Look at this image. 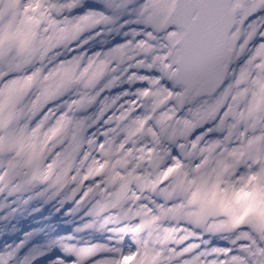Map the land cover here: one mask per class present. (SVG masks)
<instances>
[{
	"label": "snow or ice",
	"instance_id": "1",
	"mask_svg": "<svg viewBox=\"0 0 264 264\" xmlns=\"http://www.w3.org/2000/svg\"><path fill=\"white\" fill-rule=\"evenodd\" d=\"M25 3L36 10V24L45 25L47 30L57 25L54 12L71 10L79 0H31L30 4L25 0ZM107 8L118 12L119 18L128 17L123 19L117 30L128 27L125 35L129 39L106 51L109 56H115L112 61L119 65L118 79L111 80L105 76L97 82L106 65V61L100 60L93 76L87 82H78L75 88L94 85L93 91L100 96L101 89H111L121 81L144 86L134 92L124 91L114 96L112 103L95 120L74 115V111L85 107L75 105L73 109L72 101L71 104L68 101L54 107L46 114L40 113L31 101L29 106H25L23 102L27 96L36 99L32 86L38 73L25 68L35 52L37 32H0V72L5 66L13 69L6 78L0 74V191L23 189L19 182H15L20 174L18 157L21 147L26 139L36 136L45 125L44 134L60 136L62 143L68 146L66 151L79 149L81 139L94 141L96 149L92 163L97 166L96 172H103L101 170H105L107 161V164L115 166V173L123 177L122 169L130 168L132 164L139 169L141 165L151 164L153 158L158 159L165 154L179 160V156L172 155L166 145L183 150V145L175 142L177 136L184 133L174 128L172 122L182 123L185 129L191 128L192 122L185 114L200 118L202 131L196 139L214 138L223 142L221 147L226 146L233 156H248L254 161L244 165L248 173L239 178L238 186L233 185L234 196H239L251 180L264 177V0H120L118 4L108 0ZM93 16L109 18L107 10H89L75 16L76 28L79 29ZM70 20L64 18L63 23ZM131 25L136 27L131 28ZM51 39L49 37V41ZM88 41L86 38L79 42V51ZM40 43L47 42L41 40ZM237 49L240 50L239 55H236ZM81 52L84 55L80 65L83 76L89 71L93 54ZM233 56H236L235 60ZM224 67L230 76L219 71ZM101 81H104L102 86ZM234 84L237 87H233ZM10 90H13L11 94ZM123 97L129 98L122 101ZM97 98L92 97L93 100ZM5 105L9 106L7 112L4 111ZM141 110L144 114L137 115ZM107 113L111 114L104 119ZM37 114L40 119L33 123ZM114 116L118 121H124L127 116L134 125L126 129V136L116 148L118 154L115 159L114 151H106L108 145L113 144L112 140L105 141L107 129L115 128ZM225 117L229 119L226 121ZM49 118L54 124L48 123ZM102 119L105 131L100 128H97L99 131H91ZM21 121L26 123L21 124ZM225 123L229 127L221 131ZM205 125H208L206 129L203 128ZM233 126H238L237 134L242 136V140L228 143L225 138L232 134ZM142 133L147 135L150 143L130 146L136 145L134 137ZM224 167L229 166L224 164ZM10 177L14 182L5 188ZM116 178L113 175L111 180ZM87 180L85 176L86 183ZM80 196H85V193L81 192L76 199ZM243 220V217H236L233 223L242 224ZM158 221L159 217L152 215L151 221L137 224L131 232L146 230ZM89 227L91 225L85 224V228ZM240 231L241 238L230 242L232 247L209 248L210 239H205V235L192 237L179 251L180 256L188 257L183 264H264V243L255 242L253 235H264V221L250 219ZM65 251L75 253L77 264H84L100 248H66ZM105 251L115 255L103 256L95 264H162V252H154L146 243L126 254L119 246H108ZM193 252L197 255L193 256ZM173 258L169 256L168 260ZM0 264H8L7 258L0 257Z\"/></svg>",
	"mask_w": 264,
	"mask_h": 264
},
{
	"label": "clouds",
	"instance_id": "2",
	"mask_svg": "<svg viewBox=\"0 0 264 264\" xmlns=\"http://www.w3.org/2000/svg\"><path fill=\"white\" fill-rule=\"evenodd\" d=\"M0 3L5 9L9 7L4 0H0ZM66 12L67 9L53 13L57 19L55 28L46 30L45 25L40 26L34 42L35 52L25 68L38 75L32 86L36 99L29 95L23 103L29 106L31 101L44 114L69 100L72 105L83 106V97H76L75 85L87 82L96 70L87 76L86 73L81 75L80 65L84 55L79 51V42L84 40V33L98 35L96 29L104 28L111 31L119 21V13L111 11L108 19L93 16L77 29L75 17H71L69 23H63L64 17H69ZM7 19L5 15V23ZM49 37H52L51 41ZM87 39L92 40V35L87 36ZM41 40L47 43L42 45ZM113 59L115 56L107 53L100 58L109 63ZM11 71L13 69L5 66L0 74L6 78ZM116 79L118 77L111 80ZM8 110L9 106L5 105L4 111ZM185 115L192 122L191 128L185 129L182 123L172 122L174 128L184 133L178 135L175 142L183 145V150H178L179 160L165 154L158 159L153 158L151 164L141 165L139 169L132 164L130 168L122 169L123 177L115 173V166L106 167L97 174V166L92 163L96 149L94 141L81 139L79 149L66 151L68 146L62 143L60 136L49 137L44 134L45 125L36 136L24 141L18 157L20 174L15 182H19L23 188L45 185V191L51 190L53 196L63 195L68 201L75 200L77 207L87 208L86 214L92 218L87 223L91 225L89 228L110 231L119 243L127 237L131 243L127 247H120L125 254L146 243L154 252H162V264H183V260L188 257L180 256L179 251L192 237L203 234L209 238L235 242L241 238L240 230L250 219L264 221V204L259 203L264 196L255 194L254 186L250 189L254 195L248 201V207L254 210L244 218L242 224L233 223L234 218L243 214L238 206L240 196L233 195V185L238 186L239 178L248 173L244 165L254 161L248 156H233L226 146L221 147L223 142L214 138L196 139L197 130L202 127L200 118ZM39 119L40 115L37 114L33 123ZM25 123L21 121V124ZM48 123L54 124L51 118ZM108 139L105 138L106 143ZM117 150L113 149V144H109L106 149ZM221 162L229 167L225 168ZM113 175L117 176L115 181L111 180ZM85 176L88 177L87 183ZM10 182H14L11 177L4 187L7 188ZM257 183L264 185V177H260ZM81 192L85 196L76 199ZM152 215H157L165 226L153 223L146 230L131 232V228L137 224L151 221ZM253 235L255 242L264 243V235ZM97 246L100 248L97 254L115 255L105 251L107 244L89 247L96 249ZM188 246L191 247L190 244ZM192 255L196 256L197 253L193 252ZM169 256L174 258L169 261Z\"/></svg>",
	"mask_w": 264,
	"mask_h": 264
},
{
	"label": "bare ground",
	"instance_id": "3",
	"mask_svg": "<svg viewBox=\"0 0 264 264\" xmlns=\"http://www.w3.org/2000/svg\"><path fill=\"white\" fill-rule=\"evenodd\" d=\"M4 2H6L9 5V7L5 9L3 7V3H0V32L21 31L22 33H27V34H31L33 31L38 32L42 24L41 25L36 24L35 22L37 17L36 10L32 7L26 6L25 0H4ZM82 2L83 0H80L79 3L77 4L79 8L75 11H69L66 14L69 17H64V18L70 19L71 17L78 16L80 14H83L91 10L89 9V7L82 5ZM89 2L90 1H88L87 4H89ZM28 3L30 4L31 0H28ZM5 15H7L8 17L7 23L4 22ZM126 18L128 17H121L120 20L122 21L123 19ZM96 31H98V35L93 32H86L83 34L82 37L83 39H86L87 36L92 35L93 39L89 40L88 43L80 49L81 51H85L88 54H93L99 51L98 54H93L90 57V59L92 60V64H91V68H89L88 73H86V76L90 74L93 70H97V65L99 64L100 58L105 55L106 51L109 48L113 47V46L107 47L106 45L110 42H113L118 37L124 36L126 33L124 29L117 30L118 31L117 35H115V33L110 34L109 30L96 29ZM35 39L36 37L34 38V40ZM107 64H109V62L106 61V65ZM105 76H107L109 79L115 77L113 69L104 70L100 78L97 79V82H99V79H103ZM107 77L105 78V80L107 79ZM103 82L104 81H101V85L103 84ZM116 87L117 86H114L113 88ZM117 90L119 91L121 89H117ZM12 91L13 90H10L9 94H11ZM82 92H83L82 90L76 91V97H78ZM122 92L123 91H120L118 95L121 94ZM70 101L71 100H69V103L71 104ZM104 107H105V99L103 95H100L98 105L91 112H89L87 117L88 118L90 117L91 119H96L97 115H99L101 111L104 110ZM225 125L227 126V128L229 127L227 123H225ZM133 126L134 125L131 124L130 119H128L126 122H124L121 126L117 128L116 134L110 136L109 139L112 140L114 149L118 147L116 145L117 143L120 144L121 138H124L126 136L127 134L126 129ZM237 133H238V129L232 127V134L227 138V140H230V143H236L242 140V136H239ZM138 135H139V140H141L143 137H146L147 141L150 143V139L147 137L145 133ZM258 180L259 178L251 180L248 186L245 187L244 190L240 192L242 196H240L239 202L243 201L245 203L244 204L245 208L241 210L243 214L238 216L239 218L241 217L245 218L250 212L254 210L248 207V201H250L254 195V192L250 189H252L255 186V194H258L259 196H264V185H260L259 183H257ZM45 187H46L45 185L41 186V191L43 192L45 198L44 199L45 202L43 203L41 209L36 208L37 203L33 200L32 195L23 192V190H21L15 198L9 201L0 198V225H2L0 226V248L2 251L7 249V245H5L7 242L12 240L13 238L15 239L17 238V234H15V232L17 231L16 223L21 218H23L24 222L28 225V227L26 226L20 227L23 228V233L20 234V238L24 241L25 251H23L20 254L19 259H16L13 264H24V263L52 264L51 262H49V254L52 253L58 247V243L53 241L52 239L53 229L49 226L50 219H49V212L47 211V209L50 208V205H48L47 202L52 197V193L51 190L45 191ZM260 200L264 201V199H260ZM243 202H241V205H243ZM78 212L82 213L81 210ZM76 213L77 211L74 209L70 213V215L75 216ZM87 220L90 219L89 218L84 219L83 216L77 215L67 224L68 228L65 230V240L66 243L69 245L68 247L79 249V248H85L91 245L102 243V239L97 240V243L90 241L92 237L88 236V233L84 230V225L89 223V221ZM6 222L10 223V231H7L4 228ZM101 236L104 237L105 233H101ZM118 244L119 243H117L116 241L115 245L118 246ZM65 249L66 248L59 249L57 250V252H62ZM68 254L71 256L72 255L76 256L72 253H68ZM64 257L67 258L68 260L67 264H74L70 260L74 258H69L68 256H64ZM57 263L65 264L62 262L60 263L58 261Z\"/></svg>",
	"mask_w": 264,
	"mask_h": 264
},
{
	"label": "rangeland",
	"instance_id": "4",
	"mask_svg": "<svg viewBox=\"0 0 264 264\" xmlns=\"http://www.w3.org/2000/svg\"><path fill=\"white\" fill-rule=\"evenodd\" d=\"M89 5L88 7L91 8V9H95V10H107L108 13L111 12L110 9H108L107 7L105 6H95L93 0H89ZM62 2V0H61ZM76 8H73L71 10H67L66 14L69 12V11H72ZM123 22V21H122ZM133 26V25H131ZM130 26V27H131ZM128 27H125V29H127ZM107 28H104L102 30H106ZM110 34H114V29L109 31ZM115 35H117V33H115ZM126 39H129V37H127L126 35L124 36H120L118 37L116 40H114L113 42H110L108 43L106 46L109 47V46H114ZM239 49L236 50V55H239ZM235 59H236V56H235ZM107 67L112 70L113 69V72H114V75L115 77H117V73L119 72V65L112 61L109 65H107ZM106 70V69H104ZM110 73V72H109ZM241 83H243V81H241ZM102 86V85H101ZM144 85L140 86L138 85L136 82H133L131 84H129L128 82L126 81H121L120 83L117 84V88L121 89V90H117V89H102L103 91V96L106 95L108 97V103L107 105H110L112 103V100L114 98V96L118 95V93L120 91H129V92H134L136 88L138 87H143ZM94 87V86H93ZM93 87H89V88H83L81 87L80 89L83 90V94H80L78 98L80 97H93V96H97L96 93L98 92H94L93 91ZM78 89V90H80ZM77 91V90H76ZM71 95V93H69V96ZM129 97H123L122 98V101L123 100H126L128 99ZM134 98V97H132ZM121 101V102H122ZM71 102V101H70ZM98 104V98L96 100V105L94 106V108L97 106ZM72 108L74 109V105H72ZM91 112V111H90ZM118 112H119V109H118ZM74 114V113H73ZM89 113L85 114V115H76L78 118H88ZM111 113H107L104 117V119L107 118V115H109ZM144 112L143 110L139 111L137 113V115H143ZM75 115V114H74ZM129 118L126 116L125 117V120L124 121H118L116 116L113 117V123L115 124V128H109L107 129V133L106 135H114L116 134L117 132V128L119 126H121L124 122H126ZM92 120H95V119H92ZM105 127V125L103 124V119L98 122V124L96 125L95 128H93L91 131H96L97 128H100L102 132H104L105 130H103V128ZM138 136H135L134 139L137 140ZM100 139H103V137H100ZM123 138H121V141H122ZM142 142H145V143H149L148 141H143L141 140ZM140 141H137V144L136 145H132V147H138L139 145H143L144 143H142ZM117 146L119 145V143L116 144ZM177 149V148H176ZM177 152H178V149H177ZM118 153H116L114 151V156H113V159H115V156L117 155ZM42 186V185H41ZM41 186L35 188L34 190L30 191L29 188H25L26 190L24 189H21L23 190V192H26L30 195H32V198L33 200L37 203L36 205V208L37 209H41L42 208V205L43 203L45 202V198H44V195H43V192L41 191ZM7 193L8 194H5L3 191H0V198H3V199H6V200H9L11 198H15L20 190L18 191H10L9 189H6ZM48 205H50V208L47 209V211L49 212V225L52 227L53 229V241L57 242L58 243V247L57 248H67L69 245L66 243V240H65V230L68 228L67 226V220L66 218L70 215L68 213H70V204H71V201H68L64 198H62V196L60 195H56V196H53L50 198V200L47 202ZM82 207H79L77 211H80ZM7 223V222H6ZM22 222H17L16 223V228H20L22 227ZM159 224L161 227H164L165 225L162 223H157ZM2 226V225H0ZM7 231H10V223L8 222L7 224H5V227H4ZM92 231L93 233H95V235H91L90 233L88 234V236L94 238V239H102V243L101 244H107L108 246H112V245H115V242L117 241V237L115 236L114 233L110 232V231H97L95 228H92ZM97 233H105V236L102 237L100 234H97ZM205 239H210V243L207 245V247H212V246H219V247H232L230 241L228 240H224V239H219V238H209V237H205ZM13 243L12 245L10 244V242H7L5 245H7V249L2 251L1 248H0V253H1V256L0 257H9V261H8V264H13L15 262L16 259H19V256L20 254L25 251V247H24V241H22L21 239H16L13 238ZM126 240L124 239V241L122 242H125ZM129 240H127L126 244L125 245H121L119 247H127V245L129 244L128 243ZM17 242V243H16ZM20 245H19V244ZM94 243H97L94 241ZM121 243V242H120ZM30 244V243H28ZM14 245V246H13ZM11 246V247H10ZM204 246H202L203 248ZM57 248L53 251V253H55V251L57 250ZM19 253V254H17ZM109 254L108 253H101V254H96L95 256L89 258V259H86L84 264H95V261L99 260L102 256H108ZM55 260H57L58 262H62L60 260V258L58 256H54ZM8 259V258H7ZM74 264H77V259L75 258V260H71ZM26 264V263H24Z\"/></svg>",
	"mask_w": 264,
	"mask_h": 264
}]
</instances>
